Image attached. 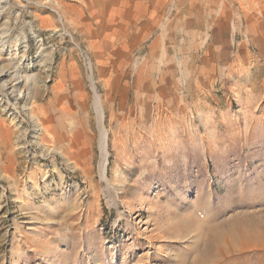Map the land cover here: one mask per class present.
<instances>
[{
    "label": "rangeland",
    "instance_id": "obj_1",
    "mask_svg": "<svg viewBox=\"0 0 264 264\" xmlns=\"http://www.w3.org/2000/svg\"><path fill=\"white\" fill-rule=\"evenodd\" d=\"M0 28L36 61L0 76V264H193L204 223L264 217V0H0Z\"/></svg>",
    "mask_w": 264,
    "mask_h": 264
},
{
    "label": "bare ground",
    "instance_id": "obj_2",
    "mask_svg": "<svg viewBox=\"0 0 264 264\" xmlns=\"http://www.w3.org/2000/svg\"><path fill=\"white\" fill-rule=\"evenodd\" d=\"M6 32L7 30L5 31L0 28V52L4 51L3 47L6 46L4 44L8 41ZM21 38V36L14 38V50L18 51L21 46L27 47L26 45H22L23 41H21ZM40 40L42 39L40 38ZM25 50L26 48L21 54H19V51L14 52L13 56L17 59L10 66V69L0 65V76L9 77L12 73L11 79L7 82L12 91L19 90L22 85L28 86V83L32 79L31 76L22 74L30 69L28 67L30 63H32V67L36 64V61H30L29 65L25 62ZM38 57H41L42 60L44 56L39 53ZM13 81L14 83H12ZM19 92L20 95L18 97L21 98L26 94L21 95V91ZM26 92H28V89ZM37 121L41 123L38 118ZM104 162L105 159H103L99 169L102 174L104 173ZM204 224H208V226L201 233V252L194 258L193 264H264V217L244 216L217 224L214 223L216 225H209L207 222ZM247 250H253L254 253H248Z\"/></svg>",
    "mask_w": 264,
    "mask_h": 264
}]
</instances>
